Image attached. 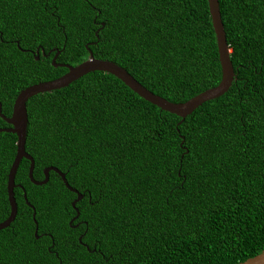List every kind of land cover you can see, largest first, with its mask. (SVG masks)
<instances>
[{
    "label": "trees",
    "instance_id": "trees-1",
    "mask_svg": "<svg viewBox=\"0 0 264 264\" xmlns=\"http://www.w3.org/2000/svg\"><path fill=\"white\" fill-rule=\"evenodd\" d=\"M219 2L236 78L185 119L102 71L28 100L34 179L56 167L84 197L70 225L77 195L54 171L35 185L23 159L0 264H240L264 251V0ZM88 49L174 103L222 79L208 0H0L2 113L68 71L57 51L77 65ZM17 140L0 132V223Z\"/></svg>",
    "mask_w": 264,
    "mask_h": 264
},
{
    "label": "water",
    "instance_id": "water-1",
    "mask_svg": "<svg viewBox=\"0 0 264 264\" xmlns=\"http://www.w3.org/2000/svg\"><path fill=\"white\" fill-rule=\"evenodd\" d=\"M208 4H209V12L212 18V24L217 40L219 60L222 67V79L217 86L205 90L204 92L194 96L193 98L189 99L186 102L174 103L153 93L145 86H143L137 79H135V77H133L124 67L110 60L95 58L91 49H88L89 51L88 59L77 65L56 63V60L60 54V52L57 51L52 59L53 65L55 67H65L68 69V71L54 80L40 82L22 90L15 99L13 105V111L10 117H7L2 113V104L0 102V116L5 120L7 124L10 125V127L8 128H0V132L13 133L17 135L18 138L17 153L12 163L11 169L9 171L8 181H7V191H8L9 202L11 205V213L5 221L0 223V231L5 228H8L15 221L18 214V204L15 197V189L16 187H20V188L23 187L21 185H17L16 175L23 159H27L30 161L29 177L35 185L47 184L50 179V172L54 171L61 177L66 187L77 195V198L72 202V206L76 210L77 215L70 221V225H72L73 221H75L78 218L79 210L76 207V204L79 201H81L84 197L83 194H81L77 189L73 188L69 184L66 178V174L60 171L56 167H47L46 169H44L45 177L43 180L38 181L34 179L33 174L35 167H33V162H35V160L26 151V141H27L28 122H29L27 102L31 97L38 95L40 93H46V92L62 89L91 72L102 71V72L110 73L116 76L117 78H119L129 88H131L134 92H136L146 101L172 114L178 115L182 119H185L187 116L191 115L203 103L209 100L219 98L229 91L233 82L235 81L236 72L231 60V50L229 48V44L227 41V34L221 16L220 2L219 0H208ZM38 53L39 50H37L36 59L40 58ZM24 106L26 107V111H27V117L25 114V120H24L25 125L27 123L26 135L20 129V125H19V116ZM24 198L28 206L34 210L33 219L36 224L35 235L38 238V222L36 220V210L34 206L28 201L27 193L25 191H24ZM72 227L75 228L77 227V225ZM79 241L82 242V236H80ZM240 264H264V251L252 258L247 259L246 261Z\"/></svg>",
    "mask_w": 264,
    "mask_h": 264
},
{
    "label": "snow or ice",
    "instance_id": "snow-or-ice-1",
    "mask_svg": "<svg viewBox=\"0 0 264 264\" xmlns=\"http://www.w3.org/2000/svg\"><path fill=\"white\" fill-rule=\"evenodd\" d=\"M25 114L27 117V111H26V107L24 106V108L21 111V114L19 116V125H20V129L24 132V134L26 135V127H27V123L25 125ZM17 127V125H16ZM73 166H75V162H73ZM33 167H35V162H33Z\"/></svg>",
    "mask_w": 264,
    "mask_h": 264
},
{
    "label": "flooded vegetation",
    "instance_id": "flooded-vegetation-1",
    "mask_svg": "<svg viewBox=\"0 0 264 264\" xmlns=\"http://www.w3.org/2000/svg\"><path fill=\"white\" fill-rule=\"evenodd\" d=\"M17 185H20V184H17Z\"/></svg>",
    "mask_w": 264,
    "mask_h": 264
}]
</instances>
